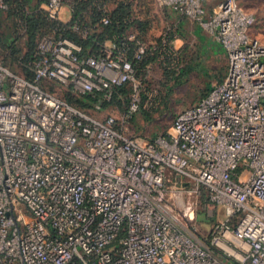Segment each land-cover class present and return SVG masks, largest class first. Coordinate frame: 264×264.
<instances>
[{
	"label": "built area",
	"instance_id": "1",
	"mask_svg": "<svg viewBox=\"0 0 264 264\" xmlns=\"http://www.w3.org/2000/svg\"><path fill=\"white\" fill-rule=\"evenodd\" d=\"M79 1L45 2L60 24L38 40L32 78L0 63V264H264V44L251 35L254 16L238 0L210 12L204 0H157L221 46L227 72L148 139L128 123L145 104L136 65L156 47L127 35L85 53L64 32L89 28L59 18ZM48 82L101 93L96 111L118 87L130 92L119 118H98ZM201 188L225 215L209 240L180 224Z\"/></svg>",
	"mask_w": 264,
	"mask_h": 264
},
{
	"label": "rangeland",
	"instance_id": "2",
	"mask_svg": "<svg viewBox=\"0 0 264 264\" xmlns=\"http://www.w3.org/2000/svg\"><path fill=\"white\" fill-rule=\"evenodd\" d=\"M34 1L30 3L34 4ZM93 1L88 7V14L93 10L101 12L103 6L110 13L122 2L128 8L125 16L126 33L156 47V60L146 80L149 96L145 94L146 98H142L144 108L136 112L128 123L129 134L150 139L166 131L177 112L197 102V98L210 87L211 80L218 79L227 71L225 53L213 52L208 48L201 50L200 45L204 43L191 31L195 24L185 18L181 30L177 26L178 15L173 12L168 14L164 6H158L155 0ZM220 1L204 0L207 9ZM238 2L255 18L251 35L264 44V0ZM24 9L27 10V6ZM181 31L182 38L175 40ZM26 38L20 15L7 7L0 9V63L15 73L22 74L23 71L20 60L27 49ZM12 46L16 48L15 52H12ZM64 90L66 88L55 85L53 93L62 97ZM90 111L98 118L107 115L119 118L121 113L116 105L101 111L94 108ZM194 199L196 203L192 218L180 220L181 227L195 238L209 240L214 224L225 219L224 210L208 200L205 188H201Z\"/></svg>",
	"mask_w": 264,
	"mask_h": 264
},
{
	"label": "trees",
	"instance_id": "3",
	"mask_svg": "<svg viewBox=\"0 0 264 264\" xmlns=\"http://www.w3.org/2000/svg\"><path fill=\"white\" fill-rule=\"evenodd\" d=\"M3 1L6 3L7 8L15 13L17 12V15H20V18L23 21L27 37V49L20 60L23 65L22 75H24L26 78H32L33 72L31 70L30 63L34 59V53L37 44V42L35 43L36 39L41 37L43 34L55 31L56 25L60 23L49 20L45 10L39 7L42 2H46L47 0H36L34 4L30 3L32 0ZM25 5L27 6V10L24 9L26 7ZM90 5L91 0L79 1L72 11L71 19L67 22L68 24H71L78 18V22L81 25L87 26L89 28V34L86 37H82L74 31L67 30L64 32V35L81 44L85 49V53L87 51H90L91 53L95 52L99 47V44L105 39H113L116 40V42L123 41L122 39L126 36L125 29L127 25L125 24V16L127 14V6L122 2H119L115 9L108 13L109 22L107 24H103L99 20L100 12L90 10L91 12L88 14L87 11L89 10L88 7ZM127 42L129 43L131 53L133 42ZM15 51L16 48L12 46V52ZM155 57L156 53H154V51L153 54H145L143 59L136 65V71L138 73L143 72L144 66L149 62L154 61ZM41 86L44 89L53 91L55 84L48 82L42 83ZM129 92L130 87L127 84L118 87L113 94L112 100L110 102H103L100 108L103 110L109 106L116 105L119 110H123L128 102ZM100 96L101 93L99 92L93 94L77 95L74 94L70 89L64 90L62 94V98L65 101L82 110H92Z\"/></svg>",
	"mask_w": 264,
	"mask_h": 264
},
{
	"label": "crops",
	"instance_id": "4",
	"mask_svg": "<svg viewBox=\"0 0 264 264\" xmlns=\"http://www.w3.org/2000/svg\"><path fill=\"white\" fill-rule=\"evenodd\" d=\"M156 1V4L158 5V6H160V4L158 3V1L157 0H155ZM32 2V1H31ZM36 2V0L34 1V3ZM219 3V2H218ZM218 3H216V4H214V5H212L211 7H209V9H207L206 8V6H205V8H206V10L208 11V12H210ZM44 5H45V2H42L40 5H39V7L40 8H42V9H44ZM204 5H205V2H204ZM161 7H162V5H161ZM164 10H166V12L169 14V13H171V12H173L175 15H178V20H177V26H179V28H181V27H183V25H184V19L186 18V17H183V16H181V15H179L178 13H176L175 11H173L172 9H170L169 7H165L164 6ZM60 21H62V22H67V21H69L70 19H71V12H70V10H69V8L65 5V6H63L62 7V9H61V12H60ZM187 19V18H186ZM189 22H192V21H190L189 19H187ZM194 23V22H193ZM195 24V26H193V28H191V31H192V33L196 36V37H198L199 38V40H200V42H202V43H204V44H201L200 45V48H201V50H206L207 48L208 49H211L213 52H221V53H223L224 54V51H223V49L221 48V46L216 42V41H214L210 36H208L207 34H204L203 33V30L201 29V27L199 26V25H197L196 23H194ZM181 30H182V28H181ZM136 33H138L137 31H136ZM142 32H140V34H141ZM179 34H181V35H176V37H175V40H179L180 38H182V35H183V33H182V31H181V33H179ZM125 35L127 36L128 34L126 33V31H125ZM146 37V36H145ZM149 54H153V52H148ZM154 53H157V51L155 50L154 51ZM147 54V53H146ZM155 60H156V57H155V59H154V61H152V62H149L148 64H146L145 66H144V69H143V72H140V73H138L137 71H136V76L138 77V78H140L142 81H143V83H144V87H143V90L145 91V92H143V93H141V95H142V98L143 99H145L146 98V95H148L149 96V92H148V83L146 82V80H147V78H148V73H150V70H151V67H152V65H153V63L155 62ZM226 72L227 71H224L222 74H221V76L218 78V79H216V80H214V79H212L211 80V85H210V87L206 90V92L202 95V96H199L198 98H197V100H200L206 93H207V91L214 85V84H216V83H219V82H221L222 80H223V78L225 77V75H226ZM146 94V95H145ZM143 106H145V104H143L142 106H141V108L140 109H142V107ZM144 108V107H143ZM146 111V110H145ZM147 112V111H146ZM171 130V125H170V127L166 130V131H163V132H161V133H159V134H157V135H155V136H153V138H155L156 136H158V135H160V134H166V132L167 131H170ZM153 138H150V139H153Z\"/></svg>",
	"mask_w": 264,
	"mask_h": 264
},
{
	"label": "bare ground",
	"instance_id": "5",
	"mask_svg": "<svg viewBox=\"0 0 264 264\" xmlns=\"http://www.w3.org/2000/svg\"><path fill=\"white\" fill-rule=\"evenodd\" d=\"M189 215L191 216V213Z\"/></svg>",
	"mask_w": 264,
	"mask_h": 264
}]
</instances>
